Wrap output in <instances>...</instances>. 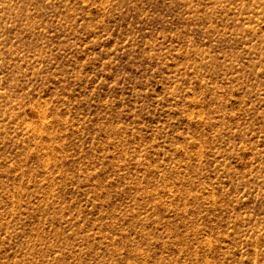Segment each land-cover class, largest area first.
<instances>
[{
  "label": "rangeland",
  "instance_id": "374dc122",
  "mask_svg": "<svg viewBox=\"0 0 264 264\" xmlns=\"http://www.w3.org/2000/svg\"><path fill=\"white\" fill-rule=\"evenodd\" d=\"M0 264H264V0H0Z\"/></svg>",
  "mask_w": 264,
  "mask_h": 264
}]
</instances>
